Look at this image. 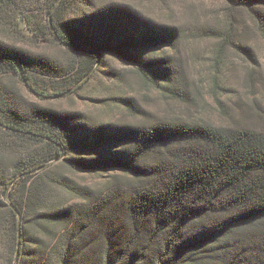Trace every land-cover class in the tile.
I'll return each mask as SVG.
<instances>
[{
  "label": "trees",
  "instance_id": "1",
  "mask_svg": "<svg viewBox=\"0 0 264 264\" xmlns=\"http://www.w3.org/2000/svg\"><path fill=\"white\" fill-rule=\"evenodd\" d=\"M222 1L223 27L189 30L220 41L217 74L224 49L250 56L248 25L264 40V0ZM35 3L44 18L31 20L32 42L65 56L16 46L36 7L0 0V37L9 41L0 38V264H264V132L167 119L125 99L134 122H89L25 102L15 86L42 101L67 97L109 56L160 96L187 103L182 26L157 21L136 0ZM93 172L113 174L98 187L75 178Z\"/></svg>",
  "mask_w": 264,
  "mask_h": 264
},
{
  "label": "rangeland",
  "instance_id": "2",
  "mask_svg": "<svg viewBox=\"0 0 264 264\" xmlns=\"http://www.w3.org/2000/svg\"><path fill=\"white\" fill-rule=\"evenodd\" d=\"M165 5L157 3H136V7L157 21L161 18L182 26L184 30L177 56L182 59L189 76L186 88L189 99L181 104L160 96L152 88L146 86L124 63L106 57V66L97 72L87 84L74 87L67 97L42 101L31 94L18 81L15 86L25 98V102L38 103L59 111H67L73 115H81L89 122L132 123L134 114L120 99H125L156 116L178 121L210 124L217 127H248L264 132V40L255 31L254 25H248L246 44L250 47V56L235 53L230 48L224 49V57L220 74L216 73V50L220 41L189 30L210 25L223 27L225 21L224 3L222 0H166ZM32 0L36 10L28 12L21 28L26 39L16 46H23L30 52H44L63 60L65 51L56 44L46 47L32 42V19L44 18L43 10ZM30 7L27 6L26 9ZM35 9V8H34ZM254 27V28H253ZM9 43L8 40L0 37ZM70 54H67V58ZM68 58V59H69ZM119 72V80H108L110 75L104 72ZM222 81L224 90L215 87V76ZM7 81V80H4ZM254 103V104H253ZM258 105L261 111L254 109ZM248 113L241 117V112ZM257 113L261 118L257 117ZM244 115V114H243ZM113 173L99 172L75 175L84 185L98 187L109 180ZM118 174V173H114Z\"/></svg>",
  "mask_w": 264,
  "mask_h": 264
}]
</instances>
